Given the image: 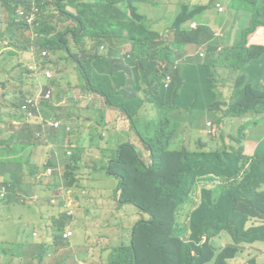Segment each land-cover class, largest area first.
Masks as SVG:
<instances>
[{
	"label": "trees",
	"instance_id": "16d2710c",
	"mask_svg": "<svg viewBox=\"0 0 264 264\" xmlns=\"http://www.w3.org/2000/svg\"><path fill=\"white\" fill-rule=\"evenodd\" d=\"M158 4L156 0H0V8L8 15L4 29H0V41L17 36L24 44L23 51L32 55L25 70L30 86L36 85L34 77L39 74L46 80L36 95L23 97L14 108L17 120L31 112L27 123L39 126L43 140L73 150L65 188L74 185L73 172L82 145L70 142L65 130L59 135L60 118L64 114L70 117L65 108L82 105L85 97L60 86L57 78L62 74L61 79L70 86L58 69L66 54L73 56L68 42L72 34L77 49L88 52L83 61H73L79 82L87 90L126 116L137 132L142 91L148 94L152 118H160V123L147 131L149 164L135 145L123 143L103 168L107 176L118 180L113 193L118 208L131 205L139 217L124 245L103 250L107 264H231L230 260L264 264V134L250 140L246 133L261 122L256 114H264V85L255 83L252 67L258 51L264 52V48L247 46L248 37L264 26V0L231 1L229 8L239 31L233 45L217 55L214 33L202 20L210 10L209 2L193 5L191 10L187 5L180 11L171 26L173 40L165 50L160 48L159 28L154 27L166 14L149 16L151 7ZM71 8L75 14L69 12ZM244 12L249 17H244ZM69 19L76 22L75 29H71ZM123 44L131 50L119 56L113 48ZM189 45L206 46V55L200 51L187 54ZM105 46L110 49L102 53ZM166 50L170 53L165 54ZM178 57L182 58L180 63L175 62ZM19 63L23 76L21 59ZM218 83L224 84L222 88ZM55 85L59 90L56 94ZM227 85H231L229 96L224 95ZM207 119L215 123L210 122V129H206L210 136L217 134L226 119L246 122L237 133L229 134L228 144L221 133L217 140H199L195 148L188 147L186 135L192 137L202 130ZM49 122L58 126L47 127ZM13 140L11 135L5 147L0 142V204L11 201L16 193L15 202L24 209L43 205L40 196L52 193L59 183L46 185L43 165L31 161L37 155L31 151L37 143ZM3 150L10 152L4 155ZM7 162L15 167H7ZM41 217L51 224L53 244L24 243L23 249L32 247L33 253L26 257L22 250L18 264H49L50 254L56 256L68 247L61 234L71 218L58 210ZM247 222L251 227L244 230ZM221 234L228 235L230 241L217 250L213 241ZM14 244L4 242L0 247L8 251ZM69 259V255H62L54 264H67Z\"/></svg>",
	"mask_w": 264,
	"mask_h": 264
},
{
	"label": "rangeland",
	"instance_id": "374dc122",
	"mask_svg": "<svg viewBox=\"0 0 264 264\" xmlns=\"http://www.w3.org/2000/svg\"><path fill=\"white\" fill-rule=\"evenodd\" d=\"M156 1H158L159 4L151 7L149 16H159L161 12H165L166 14L165 20L154 27L159 28L160 41L162 42L160 48L165 50L170 46L173 40L174 30L171 26L176 17L187 5H189V9L191 10L194 0ZM215 1L216 0H203L202 3L207 4L209 2V4L212 5V9L206 12V16L210 17L211 20L215 17L216 21H210L208 23L214 30L221 29L223 32L224 38L219 41V45L223 48L233 43L238 27L231 26L232 12L229 9L225 14H218L216 12L213 7ZM221 2L226 4L228 0H221ZM143 7L144 4L141 10ZM4 10L6 9L1 7L0 13ZM69 10L70 13L75 14L73 8ZM243 14L244 17H249L245 15V12ZM221 18H223L222 24H220ZM4 20H6V18ZM68 21L70 22L71 29H75L76 22L70 19ZM191 24L192 23H190L189 26ZM78 25L77 23V26ZM68 42L73 56L68 58L66 54L61 64L62 66L58 70L63 71L70 86H67L66 82L61 79L62 74H58L57 76L60 82L59 85L70 88L75 94H82L85 97V101L80 106L65 108L69 110L71 116H63L62 118L65 121V125L70 128V131L66 133L68 140L75 145L80 142L83 148H81V151L77 152V154L81 153V156L76 164V170L74 171L76 183L68 188V190H65V186L69 180H64L56 186L54 194L44 197L45 199L43 200V207L47 210L51 207L48 199H53L55 194L60 193L62 197V201L60 202L66 206L73 207L76 211L71 218V223L67 225L73 232L71 242L63 252L52 258H48L47 263L54 264L59 256L69 255L70 259L67 264H107L106 252H100L106 248L116 249L124 245L127 242L128 231L139 217L136 215V209L131 205H125L120 209L118 208V204L114 202L113 195L118 185V180L114 177L107 176L103 168L109 165L115 151L120 147L118 145L123 143L135 145L139 150V156L143 159L145 164H149L150 158L147 148L145 147L147 144V131H152L156 124L160 123V118H152L148 94L142 91L140 93L142 102L138 111V115L141 118L136 123V129H138L139 132L135 130L130 120L124 115L116 113L106 120L104 102L97 94L87 90V88L79 82L76 69L77 66L73 63L74 60L83 61L84 58L88 57V52L87 50L82 52L77 49L78 47L72 40V34L69 36ZM23 48L24 44L18 40L17 36H14L7 42H2L0 46V91L4 93V102L6 103V105L0 109V112H4L0 114V137L3 133H11L14 136L13 142L30 140L32 143H37L39 145L38 153L36 156L32 157V162L40 164L42 160L48 157L50 143H45L48 140H43L38 125H29L27 123V118L31 116V112H28L26 117L17 120L14 108L17 107L23 97L26 98L36 95L46 80L42 74H39L34 77L38 80L36 85L30 86V82L28 81L30 77L25 73V70H27L26 65L30 62V57L32 55L24 52ZM109 49L108 46H105L101 48V52L106 53ZM199 49L200 48L193 46L185 51L187 54H194L199 51ZM130 50L131 48L128 44L113 48V51L118 52L119 56L129 53ZM169 53L170 50L165 51V54ZM19 59H21V71L24 73L23 76H21L19 72ZM34 59L38 60L39 56L34 54ZM181 61V57L175 60L176 63H180ZM48 69L55 73V70ZM213 74L214 73H211V78ZM21 79L23 83L20 82ZM207 80L209 85H211L210 77H207ZM217 85L222 88L224 84L218 83ZM80 89L87 93H83ZM58 91V87L55 85L54 93L56 94ZM230 92L231 85H227V88L224 90V95L229 96ZM146 116L149 118L145 119L144 117ZM203 119L205 120L206 116H204ZM119 121L122 122L121 125H119ZM208 122L215 124L213 121L207 119L202 130L194 133L192 137L186 135L185 144L188 147L195 148L199 140L203 142L217 140L221 133L225 136V142L228 144L229 134L237 133L238 127L243 124V119L224 120L221 124V129L215 136H210L206 133V129L209 130L210 128ZM104 126L107 127L104 128ZM146 126H148L147 130L145 129ZM262 130H264V126ZM252 132L253 129L246 130L247 135L253 134ZM62 149L65 150V148ZM67 159L66 157V160ZM6 166L15 167L10 162H7ZM23 167L26 168L25 165H23ZM64 172L65 166L61 170L62 177ZM15 196H17L16 193L12 194L10 197L11 201H7L8 208L12 210V212L7 215V220L14 219L15 211L16 214H19V212L22 214L25 213L24 207L15 202ZM0 206H2V203ZM12 208H14L15 211ZM250 225V222H247L243 229L247 230L251 227ZM34 231L40 232L41 230ZM32 232L30 225L24 228L17 226L10 227L8 231L0 235V244L4 242L15 243L8 251L5 247H0V264L19 263L18 255L22 250L25 251L26 257H30L33 253L32 247L23 249V244L28 243L30 246H33L39 235L37 234V237H32ZM188 233H190V231H188ZM18 239L19 241L16 243ZM229 241L228 235L221 234L213 243L215 248L220 250L227 245ZM87 242L97 250L95 255H91V258L87 257L88 246L84 245ZM1 250H4V252ZM229 262H231V264H237L234 260H230ZM239 264H245V262H240Z\"/></svg>",
	"mask_w": 264,
	"mask_h": 264
},
{
	"label": "crops",
	"instance_id": "0c3cea01",
	"mask_svg": "<svg viewBox=\"0 0 264 264\" xmlns=\"http://www.w3.org/2000/svg\"><path fill=\"white\" fill-rule=\"evenodd\" d=\"M166 1H171V0H166ZM202 1L203 0H194L192 6L197 5V4L204 5V3H202ZM213 7H214V3H213ZM211 9H212V5L210 7V10ZM214 9H215V7H214ZM231 12H232L231 26L234 27V24H235L234 20H233L234 13H233V11H231ZM218 14H221V13H218ZM4 17H5V13L3 11L0 13V19L2 20ZM202 20L204 22H207L206 25L212 31H215L214 28L208 23L210 21H213V22L216 21L215 17L213 20H211L210 17L204 16ZM222 22H223V18H221L220 24H222ZM263 22H264V20H263ZM238 31H239V27H238ZM238 31H237V33H238ZM237 33H236V36H237ZM236 36L233 40V43L235 42ZM219 41L220 40H215V42L218 44H219ZM1 45H2V42L0 41V46ZM247 46H255V47L264 48V26L258 27L254 31V33L248 37ZM189 47H193V45L186 46L185 50H187ZM226 47H228V45L224 46V48H226ZM252 67L254 69V78L253 79H254L255 83L259 82L260 85H264V52L258 51V58H256L252 62ZM30 84H31V82H30ZM4 105H6V103L4 102V93L2 91H0V109ZM104 107H105L106 120H108L109 117H112L116 113L120 114L119 112L106 107L105 104H104ZM3 113L4 112H0V114H3ZM256 115H258L261 118V122L254 124L253 126L249 127V129H253V132H252L253 134L247 135V136H249L250 140H252L254 138V136H257L258 134H264V130H262V127L264 126V120H263L264 114H256ZM65 116L66 115L64 114V117ZM60 120L63 121V125H62V130L60 131L59 135H62L64 132V126H66V125H65V121L63 120V118H60ZM245 122H246V120H243V123H245ZM121 124H122V122L119 121V125H121ZM106 127L107 126H104V128H106ZM11 135H12L11 133H7V134L3 133V135L0 137V142H4L3 144H1V147H5V146L9 145L8 139ZM45 143H50V146H49L50 150H49L48 157L46 159L42 160L40 164L44 165L46 163H51V164L57 165V167L59 169H61L63 166L62 157H63V154H65V150H66V149L63 150L62 148H65V147L61 144H57L55 141H52V142L47 141ZM38 148H39V145L37 144L31 149V151L38 153ZM82 148H83V145H82ZM3 151H4V155H6L8 152H10L8 150H3ZM18 156H20V155L18 154ZM5 157H7V156H5ZM9 157H11V156H9ZM31 161H32V158H31ZM49 195H52V193H49V194L43 195V196L39 195V196L41 197L42 200H44L45 199L44 197H48ZM19 198H20V194H18V199ZM7 201L8 200L3 201L2 206H0V235L4 234V232L7 228L9 229L10 227H17V226H21L22 228H24V227L30 225L31 226V232L34 230H38V231L41 230L40 232L35 231L39 235L38 237H39L40 241H43L46 245L51 244V240L49 237L50 223L48 221H45L41 216H47L50 212H52L56 209H51L49 207V209L46 210L43 207L44 204L42 205L40 203V204L34 205V206L33 205L26 206L24 214H22L21 212H19V214H16V211L14 210V208H12L15 211L14 219L7 220V218H6L7 215L12 212V210L10 208H8V206H7ZM18 241H19V239L16 241V243H18ZM84 245L88 246V252H87L88 258H91L92 254L93 255L96 254L97 250L95 248H93L88 242L85 243ZM64 250L65 249L60 250L57 253V255L59 253L63 252ZM74 251H75V249H74ZM102 252H103V250L100 253H102ZM16 264H18V263H16Z\"/></svg>",
	"mask_w": 264,
	"mask_h": 264
},
{
	"label": "clouds",
	"instance_id": "9594fccd",
	"mask_svg": "<svg viewBox=\"0 0 264 264\" xmlns=\"http://www.w3.org/2000/svg\"><path fill=\"white\" fill-rule=\"evenodd\" d=\"M217 1V0H216ZM215 1V2H216ZM220 2H221V0H219ZM231 1L232 0H228V2L226 3V4H224V3H222V5L223 6H225L226 7V10L224 11V12H219L218 10H216L218 13H221V14H224V13H226L227 12V10L229 9L230 11H231V9L229 8V4L231 3ZM214 2V3H215ZM4 13H5V17L1 20L0 19V29L1 30H3L4 29V26H5V24H6V21H7V19H8V15L6 14V12H5V10H4ZM6 18V20H4ZM234 26H237V24H235ZM238 27V26H237ZM214 34H213V36H214V41L215 40H222L223 38H224V35H223V33H222V31H221V29H217V30H215V31H212ZM216 33H220L221 34V36L219 37V36H216ZM233 44H231L230 46H228V47H231ZM216 46H217V49H216V53H215V55H217V54H219L223 49H224V47L222 48V46H220L218 43H216ZM220 49V50H219ZM199 51L201 52V53H203L204 54V56L206 55V53H207V48H206V46H203V47H201L200 49H199ZM130 75L132 76V71H130ZM103 101V100H102ZM104 102V101H103ZM105 104V103H104ZM105 106L107 107V105L105 104ZM209 123V126H210V122H208ZM62 125H63V123L61 124V127H62ZM210 129V128H209ZM64 130H65V132L66 133H68L69 131H70V128L68 127V126H64ZM64 147H65V149H66V151H65V154H63V157H62V159H63V166H62V168H64V166H65V172H64V175H63V177H62V175H61V170H62V168L61 169H59L58 167H57V165H55V164H51V163H46V164H44L43 165V167H44V171L46 172V174H47V180H46V185H49V184H52V183H61V182H63L64 180H65V175H66V173H67V166L69 165V162H70V160H71V158H72V155H69L68 154V152L71 150L67 145H63ZM72 151V153H73V150H71ZM66 157L68 158L67 160H66ZM71 168H73V167H71ZM76 170V169H75ZM74 170V171H75ZM74 173V172H73ZM65 190H68L67 188H65ZM54 192H55V190L52 192V194H54ZM48 201H49V204H50V208L51 209H56V210H58V211H60L61 213H65L69 218H72L73 216H74V214H75V210H74V208L73 207H71V206H66V205H64L63 203H61L60 201H62V197H61V194L60 193H57V194H55L54 196H53V199H48ZM52 201H54L53 203H52ZM70 212H72V214L71 215H69V213ZM71 223V222H70ZM67 230H69V231H71L72 232V230L70 229V228H68V227H65L64 228V230H63V232H62V234L65 232V231H67ZM34 234H36L35 236H34ZM62 234H61V237H62ZM31 236L32 237H37V233L35 232V231H33L32 232V234H31ZM49 237H50V240H51V244H49V245H46L43 241H40L39 240V237H38V239H36L35 240V243H37V244H44L45 246H51L52 244H53V240H52V232H51V224H50V231H49ZM71 240H72V237L70 238V240H68V241H65L63 238H62V241L66 244V245H68L70 242H71ZM62 250V249H61ZM49 258H52L53 257V255L52 254H50L49 256H48Z\"/></svg>",
	"mask_w": 264,
	"mask_h": 264
},
{
	"label": "built area",
	"instance_id": "2783aa9c",
	"mask_svg": "<svg viewBox=\"0 0 264 264\" xmlns=\"http://www.w3.org/2000/svg\"><path fill=\"white\" fill-rule=\"evenodd\" d=\"M214 7H215V9L218 10L219 12H224V11L226 10V7L223 6L222 3H221L219 0H217V1L214 3ZM216 36H219V37H220L221 34H220V33H216ZM219 50H220V49H219ZM202 54H203V53H202ZM203 56H204V54H203ZM46 76H50V74L46 73ZM45 97L48 98L49 96L46 95ZM36 99H37V98H36ZM36 99L34 100V103H36V101H37ZM28 103H30V101H28ZM49 126L57 127L58 124H54V123H52V122H49V123L47 124V127H49ZM68 154H69V155H72V151L70 150V151L68 152ZM53 202H54V201H52V203H53ZM71 214H72V212L69 213V215H71ZM35 235H36V234H34V236H35ZM71 237H72V232L69 231V230L65 231V232L62 234V238H63L65 241L70 240Z\"/></svg>",
	"mask_w": 264,
	"mask_h": 264
}]
</instances>
